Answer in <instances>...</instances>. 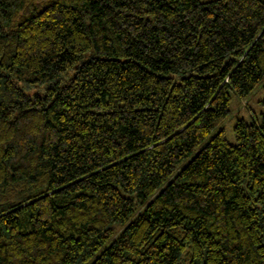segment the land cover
<instances>
[{
	"label": "trees",
	"instance_id": "obj_1",
	"mask_svg": "<svg viewBox=\"0 0 264 264\" xmlns=\"http://www.w3.org/2000/svg\"><path fill=\"white\" fill-rule=\"evenodd\" d=\"M263 82L264 0H0V264H264Z\"/></svg>",
	"mask_w": 264,
	"mask_h": 264
},
{
	"label": "rangeland",
	"instance_id": "obj_2",
	"mask_svg": "<svg viewBox=\"0 0 264 264\" xmlns=\"http://www.w3.org/2000/svg\"><path fill=\"white\" fill-rule=\"evenodd\" d=\"M201 2H207L211 0H200ZM264 82L256 89V91L250 96L248 102L239 103V100L236 96H233L231 102V108L233 113L228 120L223 124L225 130V136L228 142L234 144L236 142L234 136V126L238 117L244 118L246 121H251V115H255L258 120H261V113L264 111V108L260 104V101L264 97ZM255 112V114L253 113Z\"/></svg>",
	"mask_w": 264,
	"mask_h": 264
}]
</instances>
